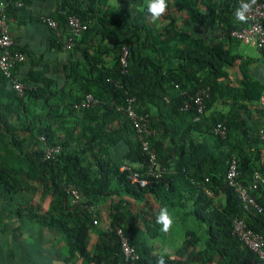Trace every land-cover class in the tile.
<instances>
[{"label":"trees","instance_id":"16d2710c","mask_svg":"<svg viewBox=\"0 0 264 264\" xmlns=\"http://www.w3.org/2000/svg\"><path fill=\"white\" fill-rule=\"evenodd\" d=\"M119 1L1 0L12 49L24 55L12 78L25 88L17 93L0 69V205L9 206L0 209V232L17 239L22 219L38 224L64 238L63 264H128L118 228L136 264H264L233 231L243 219L264 240V186L251 190L258 211L226 177L233 159L243 185L255 172L264 177V50L239 52L231 35L250 23L239 18L241 5L262 0H166L155 21L143 0ZM71 15L87 23L79 35L68 28ZM34 32L39 44L21 43ZM88 94L97 102L81 105ZM129 105L147 119L154 167ZM133 171L144 186L131 183ZM165 207L172 218L188 207L206 226L185 230L173 254L161 251L167 232L156 222Z\"/></svg>","mask_w":264,"mask_h":264},{"label":"built area","instance_id":"2783aa9c","mask_svg":"<svg viewBox=\"0 0 264 264\" xmlns=\"http://www.w3.org/2000/svg\"><path fill=\"white\" fill-rule=\"evenodd\" d=\"M17 5H21V1H16ZM247 6V7H245ZM5 4H0V69L2 72L12 80V86L17 93L21 94L25 86L12 78V70L15 64L19 61H22L24 55L16 50L12 49L14 43L7 23L6 13H5ZM241 10L243 14L249 19V25L241 28L235 29L231 32L233 37L240 39L242 42L252 45L256 48H261L264 50V27L262 25V20L264 19V0L257 3L242 4ZM43 21H45L51 28L56 30L57 34L60 35V30L58 29L57 23L55 20L50 17L42 16ZM68 28L73 36L79 35L87 28V23L81 21V19L75 15L68 17ZM73 44L72 36L68 37L65 46L70 47ZM97 102L96 99L91 95H86L85 99L81 102V105L88 106L90 103ZM195 102L198 105V110L202 111V97L200 94L196 96ZM128 116L132 120L133 126L139 132L140 139L142 141V146L145 150H148L150 153V165L154 167L155 165V155L152 149L149 148V142L145 135L150 133V129L147 127V119L143 115H139L132 107L129 105L127 107ZM216 131L224 134L225 129L218 125ZM259 134L262 139H264V131L259 130ZM43 139V138H41ZM60 146H47L44 151L45 158H51L55 156L60 151ZM122 169H128L127 166H121ZM152 171V170H151ZM153 173V171H152ZM237 163L233 159L229 164L226 177L228 183L235 188L239 197L244 202V205L255 207L258 211H261L262 208L256 202L255 197L252 195L251 190L257 188L258 185L262 184L264 186V177L259 173H254V180L251 185H243L240 183L237 178ZM131 183H137L140 186H144L147 182L146 178L139 175L138 172H131L129 175ZM66 190L72 196V202L80 205L81 197L78 191L72 186L68 185ZM233 231L234 233L245 243L247 246L256 252L260 258L264 260V240L261 234L254 232L252 229L246 226V223L243 219H234L233 220ZM118 234L121 239V249L124 255V259L128 264H136L139 259L138 253L135 251V248L129 243V240L126 236L123 235L121 229H117Z\"/></svg>","mask_w":264,"mask_h":264},{"label":"rangeland","instance_id":"374dc122","mask_svg":"<svg viewBox=\"0 0 264 264\" xmlns=\"http://www.w3.org/2000/svg\"><path fill=\"white\" fill-rule=\"evenodd\" d=\"M111 2L116 3L117 1L111 0ZM143 3L146 5L149 3V0H143ZM115 5H118L119 7V3ZM238 50L239 52H243L246 55L253 57H259L260 55L256 47L246 44L244 42H241L239 44ZM3 207L4 209H6L5 213L8 212L9 206L7 204L0 205V209H2ZM188 210L189 208L186 207L185 210L183 211L184 214L179 213L180 211H178L179 214L177 213L178 215L176 214V216L172 218L173 223L171 228L167 231V235L165 236L166 242L163 244L164 248L161 251L173 254V250L181 244L184 237V232L187 229L195 230L198 233L199 232L202 233L205 231L206 226L196 221L191 215V213L188 212ZM185 211L187 213H185ZM7 219L14 221L12 219V215L7 217ZM20 224L22 225L21 226L22 229L20 231L22 233V238L16 239L15 235H18V233H14L12 231H4L2 233L0 232V245H2L0 264H36L37 263L32 259L35 255L32 253L29 254L26 252H22V248L40 247V242L43 240V235H39L41 228L38 224L31 223L27 219H22L20 221ZM173 238H176V240H174ZM50 239L55 245L59 246V248L64 250L65 252L64 238L58 236V238L52 239L50 237ZM7 250H12L13 255L8 256L6 254ZM11 259H15L14 263L9 262Z\"/></svg>","mask_w":264,"mask_h":264},{"label":"crops","instance_id":"0c3cea01","mask_svg":"<svg viewBox=\"0 0 264 264\" xmlns=\"http://www.w3.org/2000/svg\"><path fill=\"white\" fill-rule=\"evenodd\" d=\"M117 3H120L119 0H116ZM0 4H4V2H1L0 0ZM20 31V30H19ZM21 32H23V29H21ZM26 41L28 42H34L35 44H39L40 41V36L34 32L31 37H27V38H23L21 40V43H25ZM258 51V50H257ZM259 66V65H257ZM258 69L262 72L263 68L260 66L258 67ZM39 235H43V240L40 242V247L39 248H31V247H24L22 248V252H26L29 254H34L35 256L32 258L34 261H36V264H63V260H64V250L60 249L59 246L55 245L49 235L43 231L41 234V230H40V234ZM22 238V235L21 237ZM2 245H0V256L2 254ZM10 253H12L13 255V251L12 250H7L6 254L8 256H12ZM25 253V254H26ZM15 259H11L9 262L14 263Z\"/></svg>","mask_w":264,"mask_h":264},{"label":"clouds","instance_id":"9594fccd","mask_svg":"<svg viewBox=\"0 0 264 264\" xmlns=\"http://www.w3.org/2000/svg\"><path fill=\"white\" fill-rule=\"evenodd\" d=\"M166 10V0H149L147 11L150 13L153 21L159 19L166 12ZM238 15L241 20L244 18L243 13H238ZM156 222L162 225V231L164 232H167L171 228L173 220L166 207L160 209L156 217ZM158 264H164L162 257L158 261Z\"/></svg>","mask_w":264,"mask_h":264}]
</instances>
